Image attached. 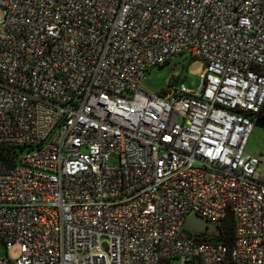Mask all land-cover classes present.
Listing matches in <instances>:
<instances>
[{"label": "built area", "instance_id": "2783aa9c", "mask_svg": "<svg viewBox=\"0 0 264 264\" xmlns=\"http://www.w3.org/2000/svg\"><path fill=\"white\" fill-rule=\"evenodd\" d=\"M0 8V241L19 246L0 264H264V153L245 150L264 116V0ZM181 55L204 63L196 90L140 86ZM191 215H231V245Z\"/></svg>", "mask_w": 264, "mask_h": 264}, {"label": "rangeland", "instance_id": "374dc122", "mask_svg": "<svg viewBox=\"0 0 264 264\" xmlns=\"http://www.w3.org/2000/svg\"><path fill=\"white\" fill-rule=\"evenodd\" d=\"M4 17V12L0 8V21ZM204 63L199 59H192L189 56L181 55L173 59L170 63L150 69L145 73L140 81V86L148 92H159L168 87V79L173 75L175 78L185 84L191 90H196L200 84V75L203 71ZM179 76V77H177ZM246 152L254 156H261L264 153V128L254 126L246 145ZM118 156L114 153L108 156L110 165L118 164ZM261 171L264 177V164L261 165ZM19 254V246L13 245L7 248L3 241H0V257L6 255L15 258ZM172 264H180L178 261H172ZM184 264H192L186 261Z\"/></svg>", "mask_w": 264, "mask_h": 264}, {"label": "trees", "instance_id": "16d2710c", "mask_svg": "<svg viewBox=\"0 0 264 264\" xmlns=\"http://www.w3.org/2000/svg\"><path fill=\"white\" fill-rule=\"evenodd\" d=\"M261 114H264V105L261 109ZM10 151H5L2 156L8 157ZM233 230H234V223L233 218L231 215H227L219 224H217L216 231L214 233H199L198 236H202L205 239L215 241V242H222L226 245L230 246L233 239Z\"/></svg>", "mask_w": 264, "mask_h": 264}, {"label": "water", "instance_id": "95a60500", "mask_svg": "<svg viewBox=\"0 0 264 264\" xmlns=\"http://www.w3.org/2000/svg\"><path fill=\"white\" fill-rule=\"evenodd\" d=\"M255 126L264 128V116L258 117L255 120ZM186 226L194 233H214L216 231V225L209 223L203 219H200L196 215H191L187 221Z\"/></svg>", "mask_w": 264, "mask_h": 264}]
</instances>
